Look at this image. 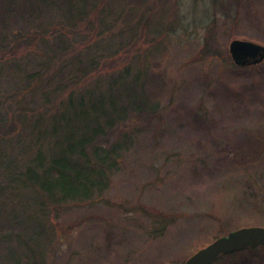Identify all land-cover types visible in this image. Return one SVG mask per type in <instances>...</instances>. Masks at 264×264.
<instances>
[{
	"label": "rangeland",
	"instance_id": "rangeland-1",
	"mask_svg": "<svg viewBox=\"0 0 264 264\" xmlns=\"http://www.w3.org/2000/svg\"><path fill=\"white\" fill-rule=\"evenodd\" d=\"M51 19L50 12L33 25L9 18L6 46L16 47L34 25ZM109 35L115 42L132 35L131 43L113 57L101 50L105 67L97 79L113 73L110 63L128 66L129 79L157 76L160 89L148 84L155 113L132 115L110 133L105 147L127 143L105 191L52 205L45 215L31 187H12L8 171L18 175L28 160H7L0 134V217L9 204L1 199L13 189L23 196L14 199L41 213L51 234L50 242H41L44 264H177L233 231L264 228V60L241 67L229 54L237 39L264 46V0H129L102 39ZM4 53L0 123H21L10 96L17 66L10 63L24 56L7 60L8 49ZM21 106L26 115L38 103L22 99ZM214 264H264V247Z\"/></svg>",
	"mask_w": 264,
	"mask_h": 264
},
{
	"label": "trees",
	"instance_id": "trees-1",
	"mask_svg": "<svg viewBox=\"0 0 264 264\" xmlns=\"http://www.w3.org/2000/svg\"><path fill=\"white\" fill-rule=\"evenodd\" d=\"M127 2L0 0L3 53L0 61L5 60L7 49L10 55L7 60L17 54L24 56L17 65L10 63L12 68L17 66L14 75L18 77L15 78L17 87L10 96L23 120L0 123V134L7 144V160H28V163L18 175L8 171V177L12 187L22 183L33 189L44 215L52 205L89 201L105 191L127 143L116 141L105 147L110 133L132 115L150 117L155 113L156 105L148 84L153 83L160 89L157 76L152 77L155 79L152 82L149 76L129 79L128 66L115 68V63H110L111 73L116 71L115 74L108 79H97L105 67V62L101 64L102 51L113 57L131 43L132 35L120 42H115L112 35L102 39L113 14ZM136 2L142 4V0ZM48 12L53 18L49 23L34 25V31L21 36L16 47L10 42L6 46L11 34L5 27L9 18L16 20L15 25L19 20L33 25ZM124 30L129 32L133 28L124 26ZM21 45L24 49H17ZM27 96L30 98L26 99ZM22 99L25 103H38V107L24 115L29 110L21 106ZM18 145L19 154H16ZM8 194L7 199H1V203L8 201L9 204L4 209L6 215L0 217V264H44L41 242L43 239L50 242V230L37 217L41 214L39 211L13 198L23 197L15 189ZM20 204L27 211L24 215L16 208ZM234 253L237 252L223 254L218 259Z\"/></svg>",
	"mask_w": 264,
	"mask_h": 264
},
{
	"label": "water",
	"instance_id": "water-1",
	"mask_svg": "<svg viewBox=\"0 0 264 264\" xmlns=\"http://www.w3.org/2000/svg\"><path fill=\"white\" fill-rule=\"evenodd\" d=\"M229 54L237 66L257 65L264 60V46L237 39L230 42ZM258 246H264V228H242L216 239L193 254L183 264H213L223 254Z\"/></svg>",
	"mask_w": 264,
	"mask_h": 264
}]
</instances>
